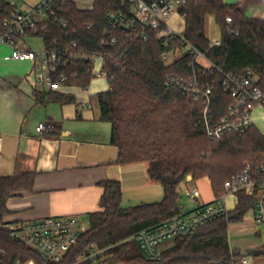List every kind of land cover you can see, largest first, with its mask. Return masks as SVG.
Instances as JSON below:
<instances>
[{"label": "trees", "instance_id": "1", "mask_svg": "<svg viewBox=\"0 0 264 264\" xmlns=\"http://www.w3.org/2000/svg\"><path fill=\"white\" fill-rule=\"evenodd\" d=\"M109 8L107 0H97L93 11L80 9L72 1L55 0L57 20L50 19L48 33L38 36L46 48L76 42L85 52L106 55L109 89L100 93L98 99L101 119L112 126L111 144L119 150L118 162H149V177L162 184L164 197L158 203L123 208L120 183H100L104 189L100 211L90 215V226L77 246L55 264H234L242 254L230 249L229 225L242 221L254 204L253 198L241 193L238 205L228 217L200 228L192 236L175 238L171 247L163 249L159 260L145 258L133 237L181 212L179 186L189 175L195 181L208 177L214 195L224 196V184L228 179L246 164L262 161L264 137L252 127L243 135L209 139L201 124L202 102L166 86L169 76H191L190 58L166 64L162 58L163 47L155 39L148 42L123 40L117 47L103 48L101 42L108 36L105 15ZM181 11L185 16L184 34L190 43L225 72L240 74L253 68L259 79L258 86L264 91V19L250 18L237 3L229 4L225 0H188ZM10 12L9 4L0 0V31L6 30L4 23ZM209 15L215 17L221 31L219 45H213L206 35L205 23ZM227 16H232L230 24L226 22ZM87 71L86 64L72 66L68 72L75 73L77 79L61 85L87 88L92 81ZM220 81L218 73L210 79L215 88L212 106L215 119L226 113L231 102ZM42 96L49 101H67L52 90ZM244 137L249 143L241 142ZM237 144L245 145L239 150ZM242 152L241 161L247 159V162H227L229 155ZM255 152V158L251 157ZM32 176L23 175L30 180ZM17 179L20 178L0 181L1 215H4V203L12 194ZM90 246L106 250L102 263L79 262ZM0 249L5 251L3 264L29 259L41 262L34 251L15 242L1 227ZM258 256L264 259V248L258 251Z\"/></svg>", "mask_w": 264, "mask_h": 264}, {"label": "built area", "instance_id": "2", "mask_svg": "<svg viewBox=\"0 0 264 264\" xmlns=\"http://www.w3.org/2000/svg\"><path fill=\"white\" fill-rule=\"evenodd\" d=\"M9 4L11 12L5 21V31H0V45L14 50L7 59L30 61L36 84L53 89L70 79H77L75 73L68 72L74 65H88L87 73L92 80L105 79L109 83L106 70V55L103 53L83 51L78 43L41 50L30 49L24 39L40 37L47 34L48 21L55 17V0H41L37 5H23L18 0H4ZM74 2L73 0H61ZM97 0H92L88 11H93ZM110 8L105 18L108 25V36L101 42L103 48H114L123 40L148 42L155 39L163 47V61L171 64L177 59L189 57V66L193 73L189 77L169 76L166 86L175 89L189 99L201 101L203 104L202 126L205 135L211 140H221L229 134L243 135L253 127L255 109L264 108V91L258 86V76L253 68L240 74L225 72L210 61L206 55L170 25L169 20L182 13L188 0H107ZM243 0L238 5L241 7ZM75 3V2H74ZM226 22H232L227 16ZM64 26L66 23L62 22ZM89 29L92 25H89ZM236 34H238L236 32ZM41 38V37H40ZM219 45V41H213ZM216 73L221 75L224 92L230 96L231 102L226 113L214 118L212 106L215 88L210 82ZM52 125L42 122L37 132L43 134L52 131ZM224 188L226 194L211 203L199 205L200 190L193 188L187 192L195 204L188 212L181 211L165 222L152 228L142 230L133 238L138 242L142 253L148 260H159L162 257L161 246L177 237L192 236L200 228L228 217L232 211L228 197L244 194L253 198L251 207L257 225L264 224V156L259 164H246L245 167L228 179ZM0 227L17 243L34 251L41 262L35 259L19 260L15 264H55L77 246L87 227L76 216L51 217L33 222L10 221L2 217ZM105 249L96 246L87 248L79 262L90 261L102 263L106 259ZM5 251L0 249V264H3ZM234 264H254L252 257H240Z\"/></svg>", "mask_w": 264, "mask_h": 264}, {"label": "crops", "instance_id": "3", "mask_svg": "<svg viewBox=\"0 0 264 264\" xmlns=\"http://www.w3.org/2000/svg\"><path fill=\"white\" fill-rule=\"evenodd\" d=\"M32 38L24 39L30 49H34ZM13 53L11 47L0 45V181L20 178L4 203L3 218L33 222L76 216L89 228L90 215L101 209L104 189L100 183L107 181L120 183L123 208L163 200L162 184L149 177V162H118L119 150L111 144L112 126L101 119L98 99L109 89L107 80H92L87 88L58 85L49 89L36 84L30 61L7 59ZM51 90L67 101L42 96ZM42 122L54 129L39 134L37 127ZM253 128L264 137V108L255 109ZM25 174H32L31 180ZM193 188L200 190L199 205L220 198L214 195L208 177L195 181L188 176L179 186L183 212L195 207L187 195ZM227 200L234 211L238 197ZM261 231L264 224L255 223L250 208L242 221L229 225L231 251L262 250L264 238L256 237ZM243 233L250 237H239ZM172 244L166 242L161 249ZM252 260L264 264L260 256Z\"/></svg>", "mask_w": 264, "mask_h": 264}, {"label": "rangeland", "instance_id": "4", "mask_svg": "<svg viewBox=\"0 0 264 264\" xmlns=\"http://www.w3.org/2000/svg\"><path fill=\"white\" fill-rule=\"evenodd\" d=\"M18 1L23 5H37L41 0H18ZM73 1L77 4V6L80 9H88L92 5V0H73ZM225 1L229 4H235V3L240 2V0H225ZM242 4H243V6L241 7L239 5V8L242 11H245V14L248 17H250V18H259V17L261 18L262 17L261 19H264V0H243ZM169 23L179 33L184 32L185 20L182 16L175 15V16L171 17V19L169 20ZM205 25H206L205 26L206 27V35L210 41L213 42V41L221 38V31H220V29L217 25L216 19L213 15L207 16ZM30 43H31V46L36 50H41L43 48L42 39L39 37H33L30 40ZM242 140L243 141H241V142H243L245 144L249 143V139L247 137L242 138ZM245 144H243V145L237 144L236 148H238L240 150L243 148V146ZM243 150H245V149H243ZM244 152H247V150H245ZM241 154H243V152L236 154L235 156L229 155L230 157L228 158L229 160L227 162L229 163L232 160H234V161L236 160L237 163L244 164L248 160L245 159L244 161H241V157H240ZM255 155H256V152L254 154H250V156L254 157V158H255ZM189 176H191V175H189ZM239 237H242V238L250 237V234L249 233H247V234L243 233L242 235H239ZM256 237L263 239L264 238V231H261V233H259ZM169 244H171V241H169ZM260 261L263 262L264 259L262 258V260H260Z\"/></svg>", "mask_w": 264, "mask_h": 264}, {"label": "water", "instance_id": "5", "mask_svg": "<svg viewBox=\"0 0 264 264\" xmlns=\"http://www.w3.org/2000/svg\"><path fill=\"white\" fill-rule=\"evenodd\" d=\"M241 254L243 257H256V256H258V252L254 251V250L242 251Z\"/></svg>", "mask_w": 264, "mask_h": 264}]
</instances>
